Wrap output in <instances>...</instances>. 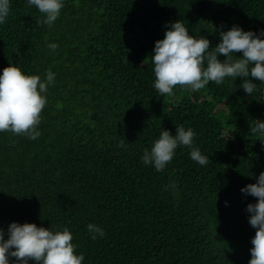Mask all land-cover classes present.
Segmentation results:
<instances>
[{
    "label": "trees",
    "instance_id": "obj_1",
    "mask_svg": "<svg viewBox=\"0 0 264 264\" xmlns=\"http://www.w3.org/2000/svg\"><path fill=\"white\" fill-rule=\"evenodd\" d=\"M38 18L27 0H11L0 25V71L18 63L42 79L56 74L40 137L0 133V227H68L83 264H248L255 229L245 209L256 198L240 189L264 171L260 137L249 132L264 120V84L249 77L258 84L248 95L242 78H225L160 95L150 55L168 22L210 48L216 29H264V0H65L51 27ZM181 125L196 132L206 166L186 146L162 172L140 162L161 129L175 135ZM88 223L105 235L92 240Z\"/></svg>",
    "mask_w": 264,
    "mask_h": 264
},
{
    "label": "clouds",
    "instance_id": "obj_2",
    "mask_svg": "<svg viewBox=\"0 0 264 264\" xmlns=\"http://www.w3.org/2000/svg\"><path fill=\"white\" fill-rule=\"evenodd\" d=\"M29 7H35L42 19L37 23L51 27L61 15L65 0H27ZM11 14V0H0V25L6 23ZM164 38L154 43L150 55L153 64V87L160 95L171 96L174 87L179 85L197 91L210 82L217 86L225 78L235 81L242 78L239 87L251 95L257 90V84L249 77L264 84V29L256 32L245 31L239 25L228 30L216 29L219 42L210 48L206 36L189 35V29L182 21L165 24ZM50 54H56L57 43H48ZM240 52L237 58L234 53ZM223 56L221 61L219 57ZM56 74L46 70L43 79L40 75L26 74L18 63L9 64L0 71V133L10 132L14 136H23L37 140L41 132L39 125L42 110L46 107L48 90L54 86ZM250 135L260 137L264 149V120H254L250 125ZM196 132L183 125L175 127V135L168 130H160L159 137L151 148H145L140 162L152 166L156 172H162L173 160L179 146L190 149V158L201 166H206L209 157L195 145ZM117 147H126L118 143ZM255 183L240 189L245 196L256 198L248 203V223L255 229L251 238L248 264H264V171L255 176ZM175 190V185L165 186V191ZM227 206V201H225ZM90 238L96 240L105 235L104 229L95 224L86 225ZM68 227L45 228L35 223L11 222L0 227V264H83L85 255L77 253V245Z\"/></svg>",
    "mask_w": 264,
    "mask_h": 264
},
{
    "label": "rangeland",
    "instance_id": "obj_3",
    "mask_svg": "<svg viewBox=\"0 0 264 264\" xmlns=\"http://www.w3.org/2000/svg\"><path fill=\"white\" fill-rule=\"evenodd\" d=\"M188 91V92H187ZM187 91H185L186 93H188V94H190L192 91H189V90H187Z\"/></svg>",
    "mask_w": 264,
    "mask_h": 264
}]
</instances>
